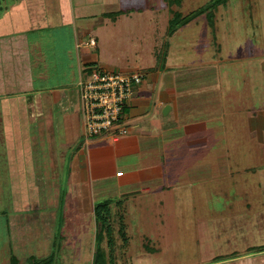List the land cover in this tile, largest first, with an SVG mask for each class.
Instances as JSON below:
<instances>
[{"label": "rangeland", "instance_id": "374dc122", "mask_svg": "<svg viewBox=\"0 0 264 264\" xmlns=\"http://www.w3.org/2000/svg\"><path fill=\"white\" fill-rule=\"evenodd\" d=\"M120 3L122 8L153 7L154 11L137 15L134 23H126V18H122L121 24L115 26L120 31L108 33L106 43L111 41L114 46L107 47V51L104 50L101 36L103 27L97 24L96 32L88 36L98 40L99 52L118 62L115 64L120 69L116 70L115 65L111 66V63L103 60L91 68H105L122 74L139 72L144 75V84L149 80L147 77L153 70V65L158 69L164 68L165 64L170 63V58L177 65L198 62L200 64L197 67L170 70L180 73L190 71L183 78L199 73L216 74L221 79L218 100L222 102L220 104L223 105L224 112L227 107L231 110V116L224 115L221 124L219 121H204L199 125V133L186 138L183 146L177 148L180 155L174 157L171 152L169 159L161 158L166 163H161L165 173L172 177L165 180V183L170 182L174 189L164 191L157 188L152 193L128 198L111 197L114 201L108 200L112 202L109 208L112 216V240L115 241V244L109 246L104 244L107 231L100 235V228L95 230L94 219L97 218L92 213L86 214L85 221L82 222L77 217L76 210L68 208L66 189L70 166L67 157L73 151L72 146L87 147L86 145L91 146L100 138L113 139L117 136L102 134L86 140L82 134V138L72 139L62 129L57 131L55 123L59 111L55 113L51 96L45 92L42 95L45 110L43 121L27 128L26 135L34 141L32 143L39 153H50L51 140L48 135H54L53 152L59 156L57 160L63 163L59 165L57 191L52 186L46 193L48 200L44 204L60 205L58 219L56 218L60 233L56 237L53 254H38L33 258L21 259L22 254L20 251L16 252L8 224L13 195L9 188L12 181L8 176L5 156V133L1 114L4 99L1 94L0 264H36L45 261H49V264H102L104 261V264H136L135 261L144 252L143 248L159 250V259L154 264H217L219 260L211 261L213 257L231 255L235 253V246L240 245L235 241L236 238L239 240L235 235V221L244 223L246 219L243 213H233L232 206L244 209L246 204H252L254 214L264 218V0H120ZM12 4L13 0H0V18L7 14L6 10H10ZM169 9L172 13H169ZM152 26L159 29L158 34H153ZM110 27L109 25L108 28ZM60 31H64V41L61 42ZM149 31L151 34L147 33ZM73 37L74 34L67 28L59 31L39 30L29 35L34 88L57 89L68 86L65 89L68 102L78 100L76 86L79 80L74 79L73 74L77 54ZM133 43L137 45V49ZM69 51L71 52L68 53ZM215 60L220 62L217 66L212 65ZM41 73L47 74L43 82L36 80ZM65 91L62 89L57 96L63 98ZM205 96L210 98V95ZM233 110L235 111L232 112ZM77 112L78 108L75 107L72 114L68 115V123L65 122L70 129L75 123ZM253 123L256 129H251ZM65 124L62 123L63 126ZM125 126L129 127L126 123ZM117 138L122 137L119 135ZM220 150L228 153V162L221 171L216 164ZM120 157H116L117 167L121 164ZM37 165L44 167L42 162ZM201 165L205 170L212 168L214 173L207 172L209 177L195 186L196 181L189 178L187 169ZM46 168L49 169V166ZM233 181L235 187L231 186ZM54 182L52 179L49 181ZM112 183L106 182L110 184L106 191L112 189L117 193L118 190L115 191L117 188ZM104 188L99 187L98 191ZM118 202L121 204H115ZM100 203L102 201L98 200L96 206ZM235 214L238 216L235 217ZM52 215L55 219L56 214ZM121 220L126 224L127 237L120 234ZM146 235L152 238L147 239ZM127 241L130 243L129 249L124 252L126 256L123 255L120 259L121 248L125 244L127 246ZM250 243L252 246L255 244L251 241ZM241 249L240 247L236 251L241 253ZM98 250L101 251L102 258L95 263L94 257Z\"/></svg>", "mask_w": 264, "mask_h": 264}, {"label": "crops", "instance_id": "0c3cea01", "mask_svg": "<svg viewBox=\"0 0 264 264\" xmlns=\"http://www.w3.org/2000/svg\"><path fill=\"white\" fill-rule=\"evenodd\" d=\"M13 1L11 9L6 10L7 14L0 18V95L3 94L2 98L4 99L1 114L5 133L7 172L10 181H12L9 188L13 192H11L13 197L11 198V214L8 224L13 235L16 252L20 251L21 259H24L25 257L33 258L38 254L44 256L53 254L55 240L60 233L56 226L59 223L56 218L60 205L44 204L48 200L46 193L52 189V186L57 191L56 180L59 179V165L63 163V161L57 160L59 156L53 152L52 138L54 135H48V139L51 140L49 143L50 153L48 151L39 153L32 143L34 141L31 137L28 139L26 135L27 128L43 121L45 110L43 109L42 95L45 92L51 96L55 113L59 111L55 123L56 128L58 127L57 131L62 129L64 134L71 136L72 139L74 137L82 138L83 134L79 115L78 84L76 86L77 102H68L69 98L65 91L68 86L57 89L34 88L35 76L33 75L32 47L30 48L29 35L39 30L48 29L59 31L67 28L72 31L74 47L77 51L73 74L75 75L74 79L80 81L86 73L95 68H91V66L99 64L100 60L111 63V66L115 65L116 70L120 69L115 64L118 62L99 52L98 40L88 36L90 33L96 32L97 24L103 27V31L100 32L103 37L104 50L107 51V47L113 48L114 46L111 41L106 43L108 33L120 31L115 26L121 24L122 18H126L124 20L126 23H134L137 15H142L144 12L153 13L154 8H122L120 0ZM169 13H172V10ZM109 25L110 28H108ZM151 30L153 34L159 32V29L154 27ZM63 32H59L62 37L60 42L64 41ZM147 33L151 34V31ZM93 38L97 44L94 48L90 47L87 42L88 39ZM136 46L134 45V48ZM136 49H134L135 53ZM96 50L98 52L94 53ZM169 61L170 63L165 64V67L161 69L153 65V70L147 77L148 82L145 81L143 86L135 88L126 109L125 122L129 126L127 127L129 130L127 136L120 139H94L97 143H93L91 146L88 144L87 147L84 145L72 146L73 151L69 158L67 157L70 174L67 177L66 195L68 208L76 210L77 217L82 222L85 221L88 213H92L96 217L95 206L98 200L105 202L109 199L113 200L111 197L128 198L142 195V193H152L153 189L158 190L157 188L164 189V191L174 189L170 182L165 183V180L172 177L165 173L161 163H166L162 162L161 158L169 159L171 152L174 157L180 155L177 153V148L183 146L186 138L193 134L197 135L200 130L199 125L204 121L211 123L219 121L221 124L224 115L231 116V110L227 107L224 112V107L220 104L222 102L218 100L219 93L217 92L220 89L221 79L216 74L199 73L183 78V75L190 71L186 70L180 73V71L175 72L174 69L180 67L187 69L200 63L190 61L177 65L173 58H170ZM219 63L215 60L212 65L217 66ZM172 68H174L173 71L170 70ZM106 70L111 71L110 69ZM46 78L47 74L41 73L36 77V80L43 82ZM147 78L145 79L147 80ZM67 79L69 80V76ZM70 79L73 80L71 77ZM64 83L67 84V82ZM62 89L65 91L63 98L57 96ZM206 94L210 95V98H207ZM13 96L17 100H11L14 98ZM22 105L23 107H21ZM75 107L78 108L77 117L70 129L69 124L66 125L65 122L68 123V115L72 114ZM167 108L168 110L164 113ZM233 108L235 109V106ZM62 123L65 125L63 126ZM253 128L256 129L255 125L251 127V129ZM33 147L34 151L32 152ZM227 154L226 151H218L216 164L219 166V171L228 162ZM117 156H121V164L118 167L116 165ZM41 162L44 167L37 165ZM48 166L51 171L46 168ZM188 169L187 175L191 180L195 179L196 184L206 180L209 174L214 173L212 168L205 170L202 165L196 168L192 166ZM51 179L55 182L49 183ZM111 181L116 186L117 193L112 189L106 191V187L110 186ZM106 182H110V184H106ZM231 186L235 187L234 181ZM99 187L105 188L98 191ZM232 207H234L233 210ZM232 207L230 210L234 211L233 213H243L246 219L244 223L235 221L237 223L235 235L239 238V240L236 238L235 241L240 244L235 246V249L239 250L241 247V253L235 250V253L231 255L216 256L211 261L219 260L216 262L217 264H264V218L261 219L260 216L254 214L252 204H246L244 209ZM53 213L56 214L55 219H53ZM236 216L238 215L235 214ZM94 221L97 231L99 229L97 220L94 219ZM120 228V234L127 237L124 220H121ZM107 233L104 244L111 246L115 242L112 240V231ZM145 237L152 238L149 235ZM250 241L255 244L252 246ZM126 243H128L127 246L125 244L121 248L120 259L123 255L126 256L124 252L129 249V241ZM143 250L140 259L137 258L135 261L136 264H154V261L159 259L157 255L159 250L154 251L148 248H143Z\"/></svg>", "mask_w": 264, "mask_h": 264}, {"label": "built area", "instance_id": "2783aa9c", "mask_svg": "<svg viewBox=\"0 0 264 264\" xmlns=\"http://www.w3.org/2000/svg\"><path fill=\"white\" fill-rule=\"evenodd\" d=\"M89 46H97L94 38L90 39ZM143 79L144 75L139 72L122 74L100 68L91 69L81 78L79 106L86 140L102 134L117 137L129 134L125 126L126 109Z\"/></svg>", "mask_w": 264, "mask_h": 264}, {"label": "trees", "instance_id": "16d2710c", "mask_svg": "<svg viewBox=\"0 0 264 264\" xmlns=\"http://www.w3.org/2000/svg\"><path fill=\"white\" fill-rule=\"evenodd\" d=\"M111 201H105L102 202L100 204H98L95 208V215H96V220H97V224L98 227L100 228V232L98 234L103 235L104 231L106 230L107 232H111L112 229V216H111V211H110V205H111ZM113 244V243H112ZM102 258V253L101 251L99 252V250L96 253V257H95V263H98L99 259ZM52 257L49 258V260H51ZM102 261V259H101ZM49 261H45L43 263H36V264H49ZM105 261L102 263L104 264ZM13 264H16V262H13Z\"/></svg>", "mask_w": 264, "mask_h": 264}, {"label": "water", "instance_id": "95a60500", "mask_svg": "<svg viewBox=\"0 0 264 264\" xmlns=\"http://www.w3.org/2000/svg\"><path fill=\"white\" fill-rule=\"evenodd\" d=\"M168 110V108L165 110V112L164 113H166V111Z\"/></svg>", "mask_w": 264, "mask_h": 264}]
</instances>
